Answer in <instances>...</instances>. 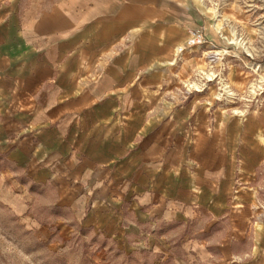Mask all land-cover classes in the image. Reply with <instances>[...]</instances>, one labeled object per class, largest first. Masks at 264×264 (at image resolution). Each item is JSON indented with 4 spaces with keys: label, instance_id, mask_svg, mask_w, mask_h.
Wrapping results in <instances>:
<instances>
[{
    "label": "crops",
    "instance_id": "crops-1",
    "mask_svg": "<svg viewBox=\"0 0 264 264\" xmlns=\"http://www.w3.org/2000/svg\"><path fill=\"white\" fill-rule=\"evenodd\" d=\"M204 7L0 0V166L61 212L21 222L62 245L79 228L127 253L183 251L181 264H264V102L179 85L207 57L176 52ZM243 64L227 72L238 86ZM12 181L24 217L33 197Z\"/></svg>",
    "mask_w": 264,
    "mask_h": 264
},
{
    "label": "rangeland",
    "instance_id": "rangeland-1",
    "mask_svg": "<svg viewBox=\"0 0 264 264\" xmlns=\"http://www.w3.org/2000/svg\"><path fill=\"white\" fill-rule=\"evenodd\" d=\"M204 3L199 27L209 40V46L201 47L207 57L197 74L179 82L181 89L183 92L190 89L195 95L209 93L208 99L216 105H260L264 102V0H204ZM208 57L214 61L208 62ZM245 60L243 70L249 75L238 86L231 76L227 78L228 68ZM12 179L24 185L33 197L21 200L24 217L16 215L11 206L14 200H19ZM53 214L61 212L55 207L51 192L30 193L21 174H6L0 166V264H181L183 259V251L166 257L146 249L127 253L113 241L79 228L75 229V238L62 245L50 236L47 238L41 227L21 222L32 217L44 223ZM100 248L104 253L98 257L96 251Z\"/></svg>",
    "mask_w": 264,
    "mask_h": 264
},
{
    "label": "built area",
    "instance_id": "built-area-1",
    "mask_svg": "<svg viewBox=\"0 0 264 264\" xmlns=\"http://www.w3.org/2000/svg\"><path fill=\"white\" fill-rule=\"evenodd\" d=\"M209 40L206 37V34L202 27L198 29H188L187 30V36L182 46L178 47L176 49V52L178 55L182 54L185 51H191L193 49L201 48V47H207L209 46ZM212 46V45H211ZM213 58L208 57V62H213ZM211 80V79H208ZM184 93L187 95V93H192V91L189 89H185ZM259 106V105H257Z\"/></svg>",
    "mask_w": 264,
    "mask_h": 264
}]
</instances>
